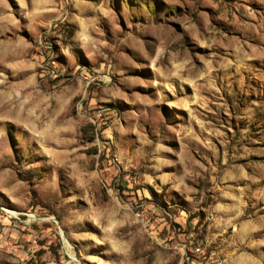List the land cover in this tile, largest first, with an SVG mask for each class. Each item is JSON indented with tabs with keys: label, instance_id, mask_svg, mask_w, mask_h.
<instances>
[{
	"label": "rangeland",
	"instance_id": "rangeland-1",
	"mask_svg": "<svg viewBox=\"0 0 264 264\" xmlns=\"http://www.w3.org/2000/svg\"><path fill=\"white\" fill-rule=\"evenodd\" d=\"M3 221L49 253L0 264H264V0H0Z\"/></svg>",
	"mask_w": 264,
	"mask_h": 264
},
{
	"label": "crops",
	"instance_id": "crops-1",
	"mask_svg": "<svg viewBox=\"0 0 264 264\" xmlns=\"http://www.w3.org/2000/svg\"><path fill=\"white\" fill-rule=\"evenodd\" d=\"M1 228H3V231L5 234L2 235V237L6 239H10L11 245H12V251H4L3 252L17 256L18 258L24 260L25 256L32 258L33 254L36 250H39L40 248H43L46 250L47 254L49 253V245L40 244L38 243L39 239L43 237L40 233V230H31L30 228L27 229V231H18V229L11 228L9 223L2 222ZM20 230V229H19ZM48 236H50L48 234ZM53 241L51 237H48V240L46 242Z\"/></svg>",
	"mask_w": 264,
	"mask_h": 264
},
{
	"label": "built area",
	"instance_id": "built-area-1",
	"mask_svg": "<svg viewBox=\"0 0 264 264\" xmlns=\"http://www.w3.org/2000/svg\"><path fill=\"white\" fill-rule=\"evenodd\" d=\"M0 249L4 251H12L10 239H6L0 236Z\"/></svg>",
	"mask_w": 264,
	"mask_h": 264
}]
</instances>
